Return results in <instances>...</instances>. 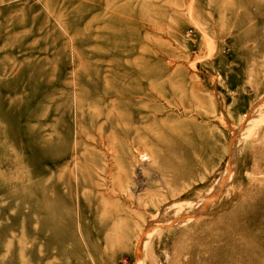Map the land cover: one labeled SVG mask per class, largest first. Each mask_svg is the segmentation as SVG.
Wrapping results in <instances>:
<instances>
[{
    "label": "rangeland",
    "instance_id": "374dc122",
    "mask_svg": "<svg viewBox=\"0 0 264 264\" xmlns=\"http://www.w3.org/2000/svg\"><path fill=\"white\" fill-rule=\"evenodd\" d=\"M0 264H264V0H0Z\"/></svg>",
    "mask_w": 264,
    "mask_h": 264
},
{
    "label": "bare ground",
    "instance_id": "6f19581e",
    "mask_svg": "<svg viewBox=\"0 0 264 264\" xmlns=\"http://www.w3.org/2000/svg\"><path fill=\"white\" fill-rule=\"evenodd\" d=\"M117 115H115L114 113H112V112H108L107 113V118L113 123L114 121H117V117H116ZM121 120H123L124 122H126V123H130V120H131V118H130V116L129 115H127V114H124L123 116H121ZM152 126L154 127V128H156V129H158V130H160V135H158V136H152V139L154 138V141L157 143V145H159L160 147H162L164 150H167L168 151V153H167V156H164L163 158H164V160H165V163H164V169L165 170H167V169H169V167H173V168H175V169H178V168H180V172H178V176L179 177H182V176H185V172H184V170L182 169L183 168V166H184V163H185V158H184V154H183V152L182 151H180L181 149H184V147L186 146V135L185 134H183V132H182V127H176V128H172V129H169V126L168 127H164V126H161L160 124H158L157 122H153V124H152ZM127 129V128H126ZM126 129H124L123 130V132L122 133H124V137H129L130 136V134H131V132L129 133ZM142 130V129H141ZM148 130H150V129H148ZM132 131V130H131ZM144 132L145 133H147L148 134V137H150V133L146 130V129H144ZM169 135L170 136H177L178 138V141H176V140H173L172 141V145H169ZM186 138V139H185ZM114 142V141H113ZM145 143V142H144ZM142 145H144V144H142ZM171 147V149H173L172 150V152H173V154L171 155V154H169V148ZM143 148V147H142ZM153 150H155L154 148H153ZM155 151H157V150H155ZM157 155V154H156ZM159 155V154H158ZM178 156V157H175V156ZM174 156V157H173ZM171 157V158H170ZM160 159V158H159ZM176 172V171H175ZM178 195H180V193L178 194L177 193V195H176V193L175 192H173V191H171V196H173V197H178ZM161 200H162V198H161ZM163 200H166V198H164ZM163 203V202H162ZM158 204H160L159 202H158ZM157 204V205H158ZM37 207V206H36ZM170 206H164L163 207V209L164 210H167V208H169ZM37 209H38V207H37ZM36 209V210H37ZM161 210V209H160ZM106 217H110V216H108V215H106ZM23 236V235H22Z\"/></svg>",
    "mask_w": 264,
    "mask_h": 264
}]
</instances>
